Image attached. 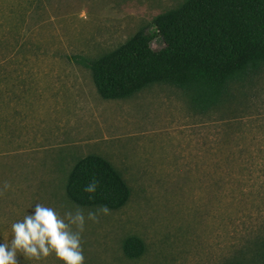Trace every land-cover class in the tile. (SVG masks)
I'll return each mask as SVG.
<instances>
[{
  "label": "rangeland",
  "instance_id": "374dc122",
  "mask_svg": "<svg viewBox=\"0 0 264 264\" xmlns=\"http://www.w3.org/2000/svg\"><path fill=\"white\" fill-rule=\"evenodd\" d=\"M185 0H0V236L36 204L77 206L66 183L110 160L127 203L86 220L85 264H259L264 245V69L205 111L168 83L105 99L81 57L129 40ZM174 42L159 34L153 48ZM10 185L4 188V183ZM128 237L143 252H124ZM18 264H62L18 253Z\"/></svg>",
  "mask_w": 264,
  "mask_h": 264
},
{
  "label": "trees",
  "instance_id": "16d2710c",
  "mask_svg": "<svg viewBox=\"0 0 264 264\" xmlns=\"http://www.w3.org/2000/svg\"><path fill=\"white\" fill-rule=\"evenodd\" d=\"M172 33L174 42L161 48L152 43ZM105 99L128 98L155 83L182 89L195 109L205 111L227 101L236 83L264 69V0H185L157 15L118 48L96 58L81 57ZM99 183L89 194L84 186ZM66 194L80 206L123 207L131 189L117 168L102 155L80 158L67 179ZM140 238L128 237L124 252L139 256ZM264 264V245L258 257Z\"/></svg>",
  "mask_w": 264,
  "mask_h": 264
},
{
  "label": "clouds",
  "instance_id": "9594fccd",
  "mask_svg": "<svg viewBox=\"0 0 264 264\" xmlns=\"http://www.w3.org/2000/svg\"><path fill=\"white\" fill-rule=\"evenodd\" d=\"M98 183L92 179L83 191L95 193ZM3 187L10 185L5 182ZM30 209L22 219L11 223L10 236H0V264H18V253L34 260L54 255L62 264H85L82 233L86 220L96 222L101 214L110 212L107 205L89 211L87 217L79 206L74 211L66 210L63 215L40 203Z\"/></svg>",
  "mask_w": 264,
  "mask_h": 264
}]
</instances>
